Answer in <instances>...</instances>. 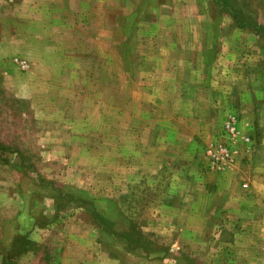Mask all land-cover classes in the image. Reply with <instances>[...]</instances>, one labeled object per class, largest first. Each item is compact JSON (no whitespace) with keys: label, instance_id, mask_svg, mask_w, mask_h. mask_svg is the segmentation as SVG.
<instances>
[{"label":"rangeland","instance_id":"374dc122","mask_svg":"<svg viewBox=\"0 0 264 264\" xmlns=\"http://www.w3.org/2000/svg\"><path fill=\"white\" fill-rule=\"evenodd\" d=\"M217 3L0 0V264H264V0Z\"/></svg>","mask_w":264,"mask_h":264},{"label":"built area","instance_id":"2783aa9c","mask_svg":"<svg viewBox=\"0 0 264 264\" xmlns=\"http://www.w3.org/2000/svg\"><path fill=\"white\" fill-rule=\"evenodd\" d=\"M234 124L233 117H229L224 124V133H226L231 140L235 135ZM205 157L208 160L211 169L219 170L231 160V151L220 143L211 144L205 151Z\"/></svg>","mask_w":264,"mask_h":264},{"label":"trees","instance_id":"16d2710c","mask_svg":"<svg viewBox=\"0 0 264 264\" xmlns=\"http://www.w3.org/2000/svg\"><path fill=\"white\" fill-rule=\"evenodd\" d=\"M220 7L224 8V9H228L230 6L228 5V0H218L217 3Z\"/></svg>","mask_w":264,"mask_h":264},{"label":"crops","instance_id":"0c3cea01","mask_svg":"<svg viewBox=\"0 0 264 264\" xmlns=\"http://www.w3.org/2000/svg\"><path fill=\"white\" fill-rule=\"evenodd\" d=\"M206 149V148H205ZM206 197V196H205ZM206 198H208V197H206Z\"/></svg>","mask_w":264,"mask_h":264}]
</instances>
